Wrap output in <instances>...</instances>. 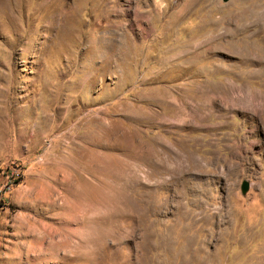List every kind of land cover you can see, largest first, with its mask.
Wrapping results in <instances>:
<instances>
[{
    "label": "rangeland",
    "instance_id": "374dc122",
    "mask_svg": "<svg viewBox=\"0 0 264 264\" xmlns=\"http://www.w3.org/2000/svg\"><path fill=\"white\" fill-rule=\"evenodd\" d=\"M246 8L0 0V264H264V21L188 56Z\"/></svg>",
    "mask_w": 264,
    "mask_h": 264
},
{
    "label": "bare ground",
    "instance_id": "6f19581e",
    "mask_svg": "<svg viewBox=\"0 0 264 264\" xmlns=\"http://www.w3.org/2000/svg\"><path fill=\"white\" fill-rule=\"evenodd\" d=\"M246 5H247V8L245 10H241L242 12H239L237 15H230L227 19L222 20V22L224 21L223 23H221L224 26L222 31L220 32L219 29H214L212 32L213 36L208 37L205 40H203L200 44H197L193 48L194 50H192L190 53H188V56H189V54H194L197 52L199 54L200 58L210 57V56L212 57L216 53V52H214L215 50L217 51V50H221L223 48H227V49H229V51L231 53L237 54V56H234V57L238 59L237 60L238 62H239V60H243V61L244 60L246 61L247 59L250 60L249 59L250 56L252 55L253 52H255L254 49H251L248 46L242 45L239 42H251L252 40L256 41V38L259 36V32H261V31H259V27H260L259 24H260V22L264 21V0H258V2H256V1L253 2L252 0H246ZM261 20H263V21H261ZM216 27L218 28V26H216ZM246 33H248V35H246ZM233 42H236V43L233 44ZM258 42H263V41L259 40ZM185 55H187V54H185ZM190 56H192V55H190ZM191 62L192 61H188L187 64H189ZM246 63H247V61H246ZM246 63L244 62V64H246ZM241 64L243 65V62ZM248 64H250V63H248ZM237 65H239V64H237ZM190 67H192V66H190ZM232 101L234 102V100H232ZM247 102H249V101H247ZM228 109H227V111H228ZM229 112H231V111H229ZM207 117H209V116H207ZM152 146L157 148L156 147L157 145L156 146L152 145ZM160 146L161 145H159V147ZM164 148L165 147H163V149ZM154 150H156V149H154ZM144 153H145L144 155L146 158L145 166L147 169H149L151 166L150 162H151L153 157H152L151 151L149 149H146ZM162 153H163V151H162ZM167 154H168L169 158L173 161L174 160V153L172 152V150H171V152H170V150H168ZM157 156H159V155H157ZM177 156H180V155H177ZM177 159H178V157H177ZM179 161L180 160H178V162ZM154 163H152V165ZM159 167H160V164H159ZM155 168H156V166H155Z\"/></svg>",
    "mask_w": 264,
    "mask_h": 264
},
{
    "label": "built area",
    "instance_id": "2783aa9c",
    "mask_svg": "<svg viewBox=\"0 0 264 264\" xmlns=\"http://www.w3.org/2000/svg\"><path fill=\"white\" fill-rule=\"evenodd\" d=\"M20 179L21 173L16 167L7 168L0 172V216L7 207L6 195L19 186Z\"/></svg>",
    "mask_w": 264,
    "mask_h": 264
},
{
    "label": "water",
    "instance_id": "95a60500",
    "mask_svg": "<svg viewBox=\"0 0 264 264\" xmlns=\"http://www.w3.org/2000/svg\"><path fill=\"white\" fill-rule=\"evenodd\" d=\"M225 2L229 1V0H224ZM250 186H249V183L248 182H244L243 183V186H242V190L244 192H247L249 190Z\"/></svg>",
    "mask_w": 264,
    "mask_h": 264
}]
</instances>
